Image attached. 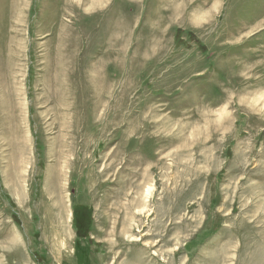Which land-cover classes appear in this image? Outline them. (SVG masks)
I'll use <instances>...</instances> for the list:
<instances>
[{
	"label": "rangeland",
	"instance_id": "374dc122",
	"mask_svg": "<svg viewBox=\"0 0 264 264\" xmlns=\"http://www.w3.org/2000/svg\"><path fill=\"white\" fill-rule=\"evenodd\" d=\"M0 264H264V0H0Z\"/></svg>",
	"mask_w": 264,
	"mask_h": 264
},
{
	"label": "bare ground",
	"instance_id": "6f19581e",
	"mask_svg": "<svg viewBox=\"0 0 264 264\" xmlns=\"http://www.w3.org/2000/svg\"><path fill=\"white\" fill-rule=\"evenodd\" d=\"M212 9V8H211ZM207 13V12H206Z\"/></svg>",
	"mask_w": 264,
	"mask_h": 264
}]
</instances>
